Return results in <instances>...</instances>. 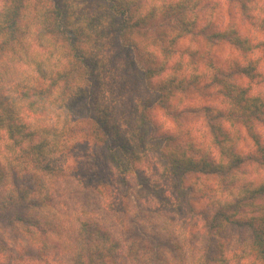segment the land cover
I'll use <instances>...</instances> for the list:
<instances>
[{"label":"clouds","instance_id":"9594fccd","mask_svg":"<svg viewBox=\"0 0 264 264\" xmlns=\"http://www.w3.org/2000/svg\"><path fill=\"white\" fill-rule=\"evenodd\" d=\"M0 264H264V0H0Z\"/></svg>","mask_w":264,"mask_h":264}]
</instances>
